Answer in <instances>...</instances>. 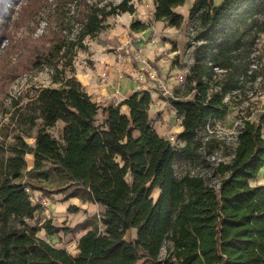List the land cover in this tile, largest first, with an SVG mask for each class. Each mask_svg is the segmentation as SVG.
<instances>
[{
	"label": "trees",
	"instance_id": "obj_1",
	"mask_svg": "<svg viewBox=\"0 0 264 264\" xmlns=\"http://www.w3.org/2000/svg\"><path fill=\"white\" fill-rule=\"evenodd\" d=\"M184 2L153 0L151 15L177 30L188 27L185 90L166 97L180 118V144L151 126L148 91L103 105L91 100L74 75L73 56L84 48L83 39L104 29L109 15L135 12L127 0L108 10L76 1L73 38L62 12L47 35L32 40L26 65L50 67L54 85L35 89L23 105L13 101L12 139L0 145V264H264V184L251 183L264 166L263 118L239 117L232 145L198 138L208 121L226 115V96L257 77L252 54L264 35V0H194L186 17L175 11ZM40 6L37 1L32 10ZM7 10L0 0V38ZM129 27L140 32L149 25L134 21ZM57 123L63 125L55 137L49 129ZM218 143L227 160L212 166L215 184L201 174H176L177 157L192 162ZM51 176L67 198L103 208L102 229L89 220L73 227L34 220L40 204L25 188L45 191L33 181ZM67 210L79 211L75 205ZM91 226L74 254L37 236L41 229L49 237ZM131 230L135 236L127 238Z\"/></svg>",
	"mask_w": 264,
	"mask_h": 264
},
{
	"label": "rangeland",
	"instance_id": "obj_2",
	"mask_svg": "<svg viewBox=\"0 0 264 264\" xmlns=\"http://www.w3.org/2000/svg\"><path fill=\"white\" fill-rule=\"evenodd\" d=\"M37 1L41 6L34 11L32 8L36 6ZM76 1L80 0H2L6 10L8 9L6 13L8 17L6 32L0 38V145L8 143L12 139L13 125L9 122V116L15 109L13 101H17L18 106L23 105L33 95L35 89L54 85L50 81V67L45 66L35 70L28 69L26 65V58L32 48L31 45L33 46L32 40L40 35H47L53 28L55 16L62 12H64L62 17L65 26H68L70 37L73 38L77 29V25L73 23ZM121 1L87 0L89 4H97L98 7H105L106 10ZM127 1L135 9L133 14L125 12L109 15L104 20L106 26L104 29L102 28L92 38L85 37L83 39L84 48L77 49L73 56L74 75L78 81L79 78H82L77 76V68L91 66L93 61L90 58L93 52H106L114 55L116 61L128 63L133 71L127 73L121 70L122 75L130 77L135 82L137 91L145 90L150 94L148 116L151 126L159 135L169 139L172 144H180L176 138L181 130L180 118L176 111L169 106L166 97L175 94L178 90L182 94L185 90V76L191 64V50L185 45L188 27L185 24L181 26L180 30H177L165 26L163 23L158 27L159 36L155 40L154 35L158 25L151 20L154 8L153 0ZM193 2L194 0H185L183 5L175 8V11L186 17ZM213 2L219 4L221 0H213ZM23 7H26V12L23 11ZM57 7L58 12L55 11ZM20 9H22L21 13ZM57 16L59 17V15ZM134 21L148 24L150 31L134 36L129 27ZM173 43L175 49H172ZM125 49L128 50V53ZM117 55L121 58L118 59ZM252 57V67L257 71L256 79L246 81L242 89L226 96L225 99L228 103L226 115L221 120L208 121L199 129L198 138L201 142L211 137L225 145H232L240 125L239 117L251 120L262 117L264 121V35L260 37ZM147 65L155 71L154 78H151L147 73ZM13 68L16 69L14 72ZM138 72L144 73L143 81L136 79ZM178 77H181L182 81L176 83ZM60 126L61 123H57L49 129V132L58 137ZM33 130L34 133L36 128ZM262 135L264 137V123ZM25 141L28 144L34 143L33 138H25ZM219 148L220 143L215 147V151L205 149L201 156L192 162L177 157L174 162L176 174L179 176L186 172L201 174L208 182L215 184L216 178L212 176L211 168L219 159L227 160ZM25 160L27 165H30L31 154L25 155ZM33 183L45 189V191L29 189L31 201L40 204V209L34 214V220L39 225L49 220L55 225L73 227L81 226L82 223L89 220L90 223L97 224L99 229H102L99 224L102 214L100 207H96L95 204L88 201L82 202L78 198H67L68 191H60V183L53 176L48 180H34ZM251 183L264 184V166ZM157 193L158 191L154 190L151 196L156 198ZM71 205L77 206L79 211L69 212L67 207ZM92 227L94 226L70 234L60 232L49 237L41 229L37 236L47 240L55 247L74 254L79 237ZM134 236L135 230H131L127 234V238H134Z\"/></svg>",
	"mask_w": 264,
	"mask_h": 264
},
{
	"label": "crops",
	"instance_id": "obj_3",
	"mask_svg": "<svg viewBox=\"0 0 264 264\" xmlns=\"http://www.w3.org/2000/svg\"><path fill=\"white\" fill-rule=\"evenodd\" d=\"M154 23L158 25L156 26V31L154 35L155 40H157L159 36L158 27L161 26L163 22L156 21ZM147 31H150V29L147 28L144 31L133 32L132 34L135 36L138 34H143ZM139 49H141V47H139ZM90 59L93 61V64L88 67L85 66L77 68V76L82 77L79 78V81L83 85L82 87L90 96L92 101L103 105L108 103L115 105L137 91L135 82L130 77H124L121 73V70H124L127 73L128 71H133L128 63H124L123 61H116L114 55H111L106 52H93V54H91ZM103 69H107L109 72L110 82L108 86H102L96 81V74L102 71ZM121 111L126 112V108L122 107ZM62 125L63 124L61 123L60 128L62 127ZM32 162L33 161H31L30 165H27V169H30V167L32 166ZM95 205L96 207H100L97 204ZM100 209L103 211L102 207H100Z\"/></svg>",
	"mask_w": 264,
	"mask_h": 264
},
{
	"label": "built area",
	"instance_id": "obj_4",
	"mask_svg": "<svg viewBox=\"0 0 264 264\" xmlns=\"http://www.w3.org/2000/svg\"><path fill=\"white\" fill-rule=\"evenodd\" d=\"M126 53H128V50H125ZM118 59L121 58V56L117 55L116 56ZM147 68V73L149 74V76L151 78H154L155 76V71L153 69H151L150 66H146ZM143 77H144V73L143 72H138L136 74V79L138 80H142L143 81ZM96 81L98 84L102 85V86H108L109 82H110V76H109V72L107 69H103L102 71H100L99 73L96 74ZM182 81L181 77H178L176 80V83H179ZM116 97V96H115ZM25 190L29 193V188L26 187Z\"/></svg>",
	"mask_w": 264,
	"mask_h": 264
}]
</instances>
